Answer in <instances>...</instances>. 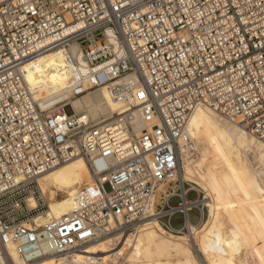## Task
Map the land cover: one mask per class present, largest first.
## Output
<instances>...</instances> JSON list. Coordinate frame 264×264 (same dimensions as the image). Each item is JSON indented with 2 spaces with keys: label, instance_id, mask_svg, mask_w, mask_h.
I'll list each match as a JSON object with an SVG mask.
<instances>
[{
  "label": "built area",
  "instance_id": "2783aa9c",
  "mask_svg": "<svg viewBox=\"0 0 264 264\" xmlns=\"http://www.w3.org/2000/svg\"><path fill=\"white\" fill-rule=\"evenodd\" d=\"M59 49L70 95L46 107L26 71ZM104 86L125 112L92 119L70 104ZM198 107L264 144V0H0V264L34 261L11 255L20 232L62 258L160 216ZM76 157L93 182L72 214L38 224L43 174Z\"/></svg>",
  "mask_w": 264,
  "mask_h": 264
},
{
  "label": "bare ground",
  "instance_id": "6f19581e",
  "mask_svg": "<svg viewBox=\"0 0 264 264\" xmlns=\"http://www.w3.org/2000/svg\"><path fill=\"white\" fill-rule=\"evenodd\" d=\"M26 72L28 83L38 88L37 99L46 107L58 105L70 95L74 69L63 50L50 52ZM70 104L78 114L85 112L92 119L111 118L126 110L113 99L109 86ZM185 137L180 143L182 178L202 188L208 193L205 199H210L209 221L194 235L204 263L247 264L248 257L251 264H264V144L204 107L194 111ZM242 155L244 160L251 156L258 166L245 165ZM177 177L174 174V181ZM92 182L90 168L81 157L45 172L40 187L48 210L36 222L45 224L72 214L76 192ZM60 195L62 199H58ZM136 232L118 238L104 236L62 258L51 255L55 248L48 236L20 232L23 238L11 244V255L21 263L26 257L34 260L30 264H202L188 234L169 233L155 219Z\"/></svg>",
  "mask_w": 264,
  "mask_h": 264
},
{
  "label": "rangeland",
  "instance_id": "374dc122",
  "mask_svg": "<svg viewBox=\"0 0 264 264\" xmlns=\"http://www.w3.org/2000/svg\"><path fill=\"white\" fill-rule=\"evenodd\" d=\"M66 113L68 116L73 114L70 108L66 109ZM249 157H246L247 159L245 158L244 160V156L242 155L244 164L246 163L245 165L251 166L253 169L256 168L258 162ZM181 164L183 169V161H181ZM182 169L181 171L183 172ZM182 172L175 181L162 190V195L168 196L166 205L164 210L161 211L160 216L154 219L169 233L174 231L188 234L189 238L187 240L193 248L197 260L202 264H206L204 263L203 254L198 252V248L195 245L194 235L199 233L200 229L202 231L209 221L210 208L207 206L210 204V199H205L208 198V193L202 188L194 185L192 182L184 181ZM262 179L264 181V175ZM60 197L61 195L58 196V199H62ZM46 201H48L47 198ZM240 239H243V236L240 235ZM246 261L247 264H251L250 258L246 257Z\"/></svg>",
  "mask_w": 264,
  "mask_h": 264
},
{
  "label": "snow or ice",
  "instance_id": "6c2138e0",
  "mask_svg": "<svg viewBox=\"0 0 264 264\" xmlns=\"http://www.w3.org/2000/svg\"><path fill=\"white\" fill-rule=\"evenodd\" d=\"M140 95L143 96L144 93L142 92V93H140ZM229 247H231V243H229ZM262 259H264V258H262Z\"/></svg>",
  "mask_w": 264,
  "mask_h": 264
}]
</instances>
